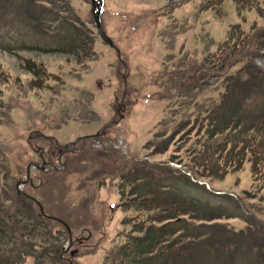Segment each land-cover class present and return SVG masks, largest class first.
I'll use <instances>...</instances> for the list:
<instances>
[{
	"label": "rangeland",
	"instance_id": "1",
	"mask_svg": "<svg viewBox=\"0 0 264 264\" xmlns=\"http://www.w3.org/2000/svg\"><path fill=\"white\" fill-rule=\"evenodd\" d=\"M5 1L14 10L8 16L16 22L13 37L18 38L21 30L28 47H51L24 34L33 33L34 19L44 10L50 20L76 21L85 37L94 40L95 55L83 61L37 50L0 52V185L30 192L49 216L70 226L74 242L67 253L69 236L64 227L53 222L41 229L61 240V255L66 254L72 264H119L116 254L132 234L140 212L126 206L133 188L127 179L133 182L129 172L147 160L170 167L176 177L187 176L197 186L181 184L184 192L232 216L218 220V231L209 224L204 239L218 240L213 252L218 260L204 264H264V179L254 178L249 161L222 179L201 177L191 163L208 141V118L222 102L228 79L248 63L245 58L231 70H222L218 61L215 66L211 62L228 55L224 44L237 25L255 37L248 49L254 55L264 33V17L256 10L239 13L232 1L209 9L207 0H173V4L101 0L100 23L107 41L98 34L91 0ZM13 37L10 42L15 46ZM260 54L253 61L264 69V49ZM20 58L45 67L49 76L42 89L30 86L34 77L20 68ZM86 136L88 140L75 149L77 155L65 156L72 143ZM94 138L128 148L123 155L97 147L78 155ZM61 155L66 172L33 168L39 189L22 184L31 163L44 161L48 166ZM34 212L39 214V208L34 206ZM127 217L134 221L124 224ZM24 264L35 260L28 257Z\"/></svg>",
	"mask_w": 264,
	"mask_h": 264
},
{
	"label": "trees",
	"instance_id": "2",
	"mask_svg": "<svg viewBox=\"0 0 264 264\" xmlns=\"http://www.w3.org/2000/svg\"><path fill=\"white\" fill-rule=\"evenodd\" d=\"M227 1L234 2L239 13L256 10L259 16L264 17V0H207L206 6L215 9ZM9 3L0 0V39L4 40L0 41V52L16 54L37 50L69 54L78 61L95 55L94 40L85 37V33L74 24L76 21L69 18L50 20L47 17L48 10H44L41 16L34 19L36 26L33 33H23L35 42H44L51 47H28V42L21 36V30L18 38L13 37L11 30L16 22L8 20V16L14 12ZM173 3L175 1L171 0V4ZM65 7L68 12L71 11L70 7ZM48 21L59 23L49 27L45 25ZM256 25L252 26V31L256 29ZM260 35L253 55L248 49H251L250 45L255 37L237 25L228 42L224 44V47H229L228 55L218 56L216 61L211 62L215 66L214 62L218 61L222 70H231L245 58L248 63L246 68L228 79L222 102L211 110L208 118L211 127L207 128L205 135L208 141L202 145L201 151L196 153L191 162L201 177L222 179L230 172L240 171L249 161L254 178L259 182L264 179V69L259 68L253 61L255 56H261L260 51L264 49V33ZM10 37L14 38L15 46H12ZM234 56L240 57L232 62ZM20 59L23 64L20 68L34 77L30 86L42 89L49 76L45 67L30 59ZM206 64H209L208 61ZM158 153L159 150L152 155ZM138 164L139 166L129 172L134 174V180L132 182V179H127L133 188L131 203L126 205L130 210L140 211L136 218L138 223L134 224L132 234L118 250L115 261L119 264L217 262L218 254L213 255V252L218 247V240L205 241L204 238L208 234L209 224L217 230L218 220L232 216L218 206L202 202L184 192L181 184L197 186L189 183L187 176L176 177L170 167L147 160ZM145 164L150 166V170L146 169ZM4 176L6 180L11 177L8 172ZM27 187L36 191L39 189L35 187L33 178ZM30 197L36 199L30 192H26V196H18L13 187L0 185V264H24L28 257H32L35 264H72L60 256L61 240L53 237L52 232L41 231L47 230V223L55 222L62 227L64 225L43 217L38 204ZM34 206L39 208L37 215ZM127 218L123 219V223L134 221L131 217ZM64 229L66 230L65 227Z\"/></svg>",
	"mask_w": 264,
	"mask_h": 264
},
{
	"label": "water",
	"instance_id": "3",
	"mask_svg": "<svg viewBox=\"0 0 264 264\" xmlns=\"http://www.w3.org/2000/svg\"><path fill=\"white\" fill-rule=\"evenodd\" d=\"M92 3H93V5H94V9L97 10L96 13H95V15H94V19H95V22H96L97 27H98V29H99V35L102 36L104 39H106L107 37H106V35H104V34L102 33L101 23H100L101 2H99L98 0H92ZM30 173H31V170H30V168H29V169H28V178L30 177ZM38 204H39V203H38ZM39 205H40V204H39ZM40 208H41V212H42V214H43L44 216H46L45 213H44V210H43V208H42L41 205H40ZM53 219L56 220V221L61 222V221L58 220V219H55V218H53ZM61 223H62V224L68 229L69 237H70V244L72 245V241H73L72 232H71L70 228L68 227V225H66V224L63 223V222H61Z\"/></svg>",
	"mask_w": 264,
	"mask_h": 264
}]
</instances>
